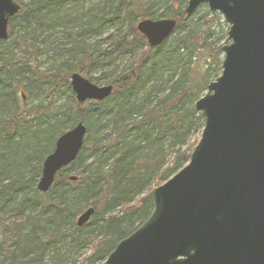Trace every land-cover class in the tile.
I'll return each mask as SVG.
<instances>
[{
  "label": "trees",
  "instance_id": "obj_1",
  "mask_svg": "<svg viewBox=\"0 0 264 264\" xmlns=\"http://www.w3.org/2000/svg\"><path fill=\"white\" fill-rule=\"evenodd\" d=\"M187 1L99 0L83 14L89 0H20L0 42V264H72L83 252L77 264H104L150 215L153 190L189 162L203 128L193 105L220 75L227 27L206 6L187 15ZM142 19L176 27L151 49L136 31ZM73 73L111 85V96L78 104ZM78 123L81 152L38 192L44 159Z\"/></svg>",
  "mask_w": 264,
  "mask_h": 264
},
{
  "label": "water",
  "instance_id": "obj_2",
  "mask_svg": "<svg viewBox=\"0 0 264 264\" xmlns=\"http://www.w3.org/2000/svg\"><path fill=\"white\" fill-rule=\"evenodd\" d=\"M202 5L228 29L221 73L194 104L203 119L200 139L189 162L153 190L148 218L104 264H264V0H188L185 13ZM19 11L13 0H0V41ZM175 27L172 19H142L136 31L153 49ZM69 84L78 104L113 92L78 73ZM85 136L78 123L58 137L42 163L38 192L47 193L57 173L75 161ZM93 214L91 207L84 211L76 227Z\"/></svg>",
  "mask_w": 264,
  "mask_h": 264
},
{
  "label": "rangeland",
  "instance_id": "obj_3",
  "mask_svg": "<svg viewBox=\"0 0 264 264\" xmlns=\"http://www.w3.org/2000/svg\"><path fill=\"white\" fill-rule=\"evenodd\" d=\"M16 1V0H15ZM17 2V4H19L20 6H21V10H22V5H21V3H20V0H17L16 1ZM98 2H99V0H89V2L87 3V4H84L83 5V14L86 12V8H88L89 6H91V5H96V4H98ZM207 8V7H206ZM20 10V11H21ZM19 11V12H20ZM216 14V13H215ZM18 15V14H17ZM221 24H223L222 23V21H221ZM118 26V24L116 25V27ZM115 27V25H113V26H111V27H105L103 30H101V32H100V35H102V38H101V40L103 39V38H105L109 33H111V31H112V29ZM227 27V26H226ZM217 30V29H216ZM224 31H225V28H224ZM221 45H223V43H221ZM132 62H133V56H127V57H125L124 59H123V61L120 63V65H119V67L120 68H123L125 65L126 66H129V64H132ZM219 73V72H218ZM100 75L97 73V74H93V78L94 79H96V78H98ZM95 83H97V82H95ZM101 83H103L102 81L101 82H99V83H97V84H95V85H98V86H104V85H102ZM64 98L62 97V100H63ZM22 101V103L21 104H27V106H31V105H34L35 104V102L34 101H31V100H26V99H24V100H21ZM46 103L47 102H45L44 104H43V106H45L46 105ZM193 108H194V105H193ZM199 136V135H198ZM191 142V141H190ZM153 186V185H152ZM152 186H150V187H152ZM2 238H0V240H1ZM3 240V239H2ZM89 254V252H87V254L86 255H88ZM84 257H85V255H84V252L79 256V257H76V261L77 262H75L76 264L78 263V261H82V259H84ZM75 263H72V264H75Z\"/></svg>",
  "mask_w": 264,
  "mask_h": 264
}]
</instances>
